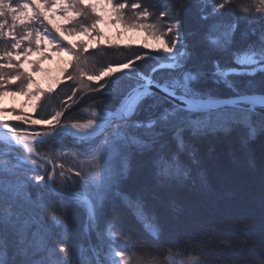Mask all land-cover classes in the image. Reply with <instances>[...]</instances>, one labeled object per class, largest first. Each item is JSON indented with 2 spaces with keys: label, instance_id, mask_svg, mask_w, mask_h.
<instances>
[{
  "label": "snow or ice",
  "instance_id": "obj_1",
  "mask_svg": "<svg viewBox=\"0 0 264 264\" xmlns=\"http://www.w3.org/2000/svg\"><path fill=\"white\" fill-rule=\"evenodd\" d=\"M45 6H60L69 14L66 20L72 14L79 18L71 29L53 26L59 40L47 28L32 26L48 20ZM183 12L192 14L194 28L185 27ZM101 24L119 28L120 36L143 33V48L162 55L137 54L97 68V56L86 54L89 49L100 57L108 54L96 43L107 39ZM72 35L89 36L92 43L65 46L62 41ZM0 41L5 45L0 48V98L24 96L33 113L47 98L51 108L43 118L0 109V121L11 116L23 124L49 126L32 133L7 123L0 127V264H167L163 257L173 253L182 264H242L224 252L239 240L235 234L229 239L228 229L251 224L243 218L225 228L213 225L211 234L182 238L164 253L147 245L138 249L120 221L124 214L131 216L158 242L162 229L151 201L207 187L199 144L233 133L246 144L264 135V0H184L155 12L138 0H20L15 6L0 0ZM24 41L28 44L20 51ZM41 41L70 57L60 79L46 89L33 78L44 72L42 60L29 59H49ZM64 80L74 87L55 107L52 93ZM92 82L98 87H90ZM77 92H98L103 98L89 97L92 103L81 110L86 122L71 117L62 122L69 101L83 99ZM64 138L78 145L73 157L78 165L64 171L65 165L57 164L46 171L52 157L40 155L36 145ZM56 167L62 169L58 178ZM142 173L147 181L134 184V174ZM70 212L83 217L78 235L70 231ZM260 252L259 264H264V245ZM132 253L137 254L134 262Z\"/></svg>",
  "mask_w": 264,
  "mask_h": 264
},
{
  "label": "trees",
  "instance_id": "obj_2",
  "mask_svg": "<svg viewBox=\"0 0 264 264\" xmlns=\"http://www.w3.org/2000/svg\"><path fill=\"white\" fill-rule=\"evenodd\" d=\"M129 4L137 2V0H127ZM142 5L149 7L150 10L156 11L162 9L165 5H176L184 3V0H138ZM236 2V0H234ZM127 15L131 16V11H127ZM186 28H194L195 23L192 14L188 12L182 13ZM153 20L155 17L152 18ZM165 21L168 17L164 18ZM9 23L11 20L9 18ZM7 43L10 44V41ZM4 42L0 41V48H3ZM119 49L117 51L116 49ZM108 54L106 56H98V53L92 49L86 54L89 57L97 56L96 67L105 65L107 62H122L126 58L134 55H150L159 57L161 53L151 50H145L140 46L131 47H100ZM152 63L151 61H140L139 64L145 65ZM89 65L92 66L90 60ZM92 83L90 87L97 88ZM10 89H15V85H9ZM74 87L73 82L68 81L57 87L53 96L57 98L55 107H60L59 98H66L71 94ZM83 96L79 102L69 101L72 105L62 117V122L71 117L74 122H86L82 116V107H87L92 101L89 97H95L97 100L102 99L101 93L93 92L84 94L77 92V97ZM75 99V98H74ZM47 100H44L46 102ZM49 113L51 108L48 109ZM9 126L18 130L41 131L45 128H28L21 125L5 122ZM5 123L1 124L3 126ZM78 145L74 144L70 138L37 146L39 154L52 157V162L57 163L62 157L67 155L74 156L77 152ZM200 155L203 160V168L207 176V187L201 190L199 187L194 189H185L183 191L170 193L162 199L151 201V207L159 219L162 229L161 239L153 243L144 232L140 224H138L131 216L124 214L120 221V227L124 231L131 234L137 242L136 247L142 248L147 245L154 253L166 252L171 246L180 244L181 239L185 237L195 236L201 232L211 234V226L217 228H225L240 218L250 221L247 227L237 225L235 228L228 229L229 239L233 235L239 237L236 247L233 250H225L224 255L231 257L233 260H247L250 264H259L261 255L260 248L264 245V235H262V227H264V135L258 134L253 140L244 144L240 135L233 133L230 136L219 137L205 141L198 146ZM25 153L21 151V155ZM40 163V162H38ZM46 171H50V167L45 165ZM146 174L135 175L133 183L139 184L146 182ZM83 223V217L80 214L69 213L68 224L73 235H78ZM246 238L247 244L243 243ZM137 258L136 253H132L133 262ZM173 258L182 261L178 254L173 253L171 256L165 255L164 260ZM156 259V257H153ZM157 264H162L157 261Z\"/></svg>",
  "mask_w": 264,
  "mask_h": 264
},
{
  "label": "rangeland",
  "instance_id": "obj_3",
  "mask_svg": "<svg viewBox=\"0 0 264 264\" xmlns=\"http://www.w3.org/2000/svg\"><path fill=\"white\" fill-rule=\"evenodd\" d=\"M19 2H20V0H12L13 6H15ZM243 3H254V0H243ZM33 7H35V6L33 5ZM44 11H46L48 14V20H43V17H41V19L43 20V23L42 24L36 23V24H33L32 26L34 28H38L40 31H43L45 28H47L49 35L55 37L57 40L60 39V36L58 33H56L55 28L53 26L60 27L62 29H65V28L71 29L72 27H74L76 25V21L79 19V18L75 17L74 14H72L71 16H69V19L66 20L65 16H67L69 14L68 13H62L60 6H54V7L45 6ZM49 21H51V23H49ZM69 21H71V22H69ZM99 27L107 38L106 41H103V42L97 41L96 42V43H98L99 48L103 47V46H107L109 48L125 47V46H128V47L129 46H131V47L140 46L143 48V43H144V34L143 33L130 31V32L125 33L123 36H120V35H118V33L120 32L119 28H116V27L111 26V25H104V24H101ZM21 30H22V26H21L20 22L17 21V32H20ZM69 42L76 43V44H79L81 42L92 43V38L89 36H84V35H72V36H68L67 40L62 41V43L65 46H70ZM149 42L151 43V41H149ZM10 43H11V41H10ZM27 44H28V41H24V43L21 46L20 51H23V48ZM32 47H33V50L35 51V48L37 47V45L33 44ZM39 47H40L41 51L43 52V54L45 56H48L49 59H43L40 55H30L29 59H30V61H33V62L36 60H42L40 67L44 70V72L43 73H34L33 78L41 85L42 88L46 89V88H48V86L50 84H52L55 81L60 79L61 70L66 67V63L70 60V57L67 55H57L55 49L43 41H41ZM89 50H92V49H89ZM145 50H151V49H145ZM153 52H156V51H153ZM156 53H161V52H156ZM161 55H162V53L160 54V56ZM21 59H23V57ZM91 67L92 66L89 65L90 69H91ZM29 71H31V69H29ZM67 71L72 72L73 70L71 68H69V69H67ZM122 74L123 73H117L116 75H122ZM107 79L108 78H105V80H102L100 83L101 84L105 83L107 81ZM65 82H68V81L64 80V81L60 82L58 86H60V84L65 83ZM85 82L89 83L86 80H85ZM92 83H94V82H92ZM92 83H90V85ZM93 85L98 87V85L96 83H94ZM44 100H47V98H45ZM29 104H30V101L24 96L8 95V96H4V97L0 98V109H3L6 114L12 113V115H16V114L23 113L25 115H31L35 118H43V117L49 115L48 101L44 102L42 107L39 108L35 113L32 112L30 107H28ZM25 109H27V111H25ZM13 110H15V111L13 112ZM8 121H10V123L16 124L17 126L21 125L23 127H27V129L28 128L32 129V128H36V127L37 128L41 127V128H45V129L49 128L48 125L23 124L19 121L13 120L11 116H9V118L6 122H8ZM0 123L3 124V123H5V121H0ZM0 127H3V126H0ZM41 131H44V130H41ZM27 132L32 133L34 131L28 130ZM40 155H43V154H40ZM73 157L74 156H71V155H67L66 157H62L61 159L58 160L57 163H55V165L64 164L65 169H63V170L66 171L68 167H75L78 165V160L73 159ZM38 162L43 163V161H38ZM51 164L54 165L53 162H51ZM60 171H62V169H60L59 167L55 168V172L57 173V178H58V174ZM66 174L71 175V173H66ZM173 262H175V264H182V261H177L173 258H168L167 264H173Z\"/></svg>",
  "mask_w": 264,
  "mask_h": 264
},
{
  "label": "water",
  "instance_id": "obj_4",
  "mask_svg": "<svg viewBox=\"0 0 264 264\" xmlns=\"http://www.w3.org/2000/svg\"><path fill=\"white\" fill-rule=\"evenodd\" d=\"M28 133H31V132H28ZM39 144H37L36 146H38ZM47 166L50 167L51 171L53 170V164H46Z\"/></svg>",
  "mask_w": 264,
  "mask_h": 264
},
{
  "label": "bare ground",
  "instance_id": "obj_5",
  "mask_svg": "<svg viewBox=\"0 0 264 264\" xmlns=\"http://www.w3.org/2000/svg\"><path fill=\"white\" fill-rule=\"evenodd\" d=\"M38 146H40V144Z\"/></svg>",
  "mask_w": 264,
  "mask_h": 264
}]
</instances>
